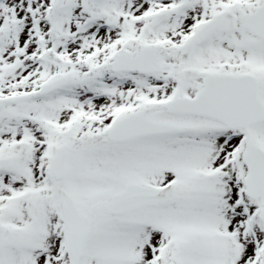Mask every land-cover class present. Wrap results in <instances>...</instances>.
Listing matches in <instances>:
<instances>
[{"label": "snow or ice", "instance_id": "1", "mask_svg": "<svg viewBox=\"0 0 264 264\" xmlns=\"http://www.w3.org/2000/svg\"><path fill=\"white\" fill-rule=\"evenodd\" d=\"M0 264H264V0H0Z\"/></svg>", "mask_w": 264, "mask_h": 264}]
</instances>
